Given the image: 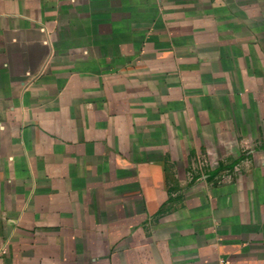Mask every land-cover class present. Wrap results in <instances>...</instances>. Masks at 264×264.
Segmentation results:
<instances>
[{
  "label": "crops",
  "instance_id": "1",
  "mask_svg": "<svg viewBox=\"0 0 264 264\" xmlns=\"http://www.w3.org/2000/svg\"><path fill=\"white\" fill-rule=\"evenodd\" d=\"M0 264H264V0H0Z\"/></svg>",
  "mask_w": 264,
  "mask_h": 264
}]
</instances>
